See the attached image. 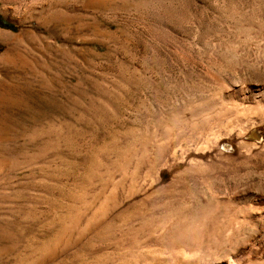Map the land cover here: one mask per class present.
<instances>
[{"label": "rangeland", "instance_id": "1", "mask_svg": "<svg viewBox=\"0 0 264 264\" xmlns=\"http://www.w3.org/2000/svg\"><path fill=\"white\" fill-rule=\"evenodd\" d=\"M0 32V264H225L219 246L248 245L264 0H0ZM227 95L233 112L187 119Z\"/></svg>", "mask_w": 264, "mask_h": 264}, {"label": "bare ground", "instance_id": "2", "mask_svg": "<svg viewBox=\"0 0 264 264\" xmlns=\"http://www.w3.org/2000/svg\"><path fill=\"white\" fill-rule=\"evenodd\" d=\"M5 36H6L5 34L0 32V39H4ZM243 98H245L248 101L253 102L255 104H258V103L264 104V89L262 91H260L259 89H256L254 91H248V93L243 95ZM232 100H233V98H231L230 95H227L224 97L223 96L212 97L210 100H208L206 102L203 101V104L201 103L200 105H198L197 107L192 109L190 116L188 118L187 117L186 118L187 119L194 118V116H197V115H199V116L200 115L201 116L206 115L207 116V115H209V113H212V112L215 114V116L224 115L227 112L229 113L231 111L233 112V110L228 106V104H230V106H231ZM259 116H261L260 117L261 119H264V114L263 115L259 114ZM186 118H185V116L182 115V116L177 117V119H175V120H176V122H180L182 120L186 121ZM225 130H226L225 133L229 134V132L232 129H228L227 127H225ZM235 134H236V131H235ZM237 135H240V136L241 135L242 136L249 135V136H253L255 138H258L256 130H254L253 127L249 128L248 130L242 129L240 127L239 130H237ZM214 136H212L211 138H213ZM219 136H220V134L215 136L214 139H216V141L219 140ZM221 136H222V134H221ZM212 142H215V141H212ZM249 142H251V141H249ZM249 142L244 140V141H242L241 145H243V147L245 148L246 151H250L253 148L256 151L258 150L257 153L261 157V163H260L261 165L260 166H261V168H263L262 170L258 169L259 170L258 173L263 176V174H264V139H262L261 141L260 140L255 141L253 143H249ZM208 143H210V142H208ZM201 146H200V148H201ZM205 148H206V146H205ZM239 148H241V147H239ZM209 149H211V147ZM202 150L205 151L206 149H202ZM246 154H247V152H246ZM244 155H245V153H244ZM254 166H256V165H254ZM236 203L237 204L243 203V205L240 208L245 213L244 217L246 219H249L252 226L255 227L254 236L248 240L249 242H248V245L246 247L245 246L243 247V244H242V246H239L241 244H238V245H234V246L226 249L225 246L221 245L218 247V252H220L219 253L221 255L220 258L225 260V264H250L252 262V260L260 259L262 256V251H264V182L262 183V180H261L259 183H257V185L253 189H250L248 192H243L242 195L240 196V202L236 201ZM181 221L180 222L176 221V222L171 223L172 226L174 224H177L176 227H178V229H179L178 231H180L181 237L177 238L176 241H178V244L182 243L183 245H186L187 247L190 246L189 249L194 250L197 246H199L198 245L199 243L197 241V243H198L197 244L196 241H192V240L199 237L200 226H199V224L196 225L194 222L195 225H193V223H192V224L188 225L189 227H186L187 224L185 225V224H183L184 222L183 221L181 222ZM202 222L204 223L203 220H202ZM212 263H213V260H211L209 258L205 259L203 261H187L184 258H178V257L176 258V256H175V258L170 259V261L167 264H212ZM163 264H166V263H163Z\"/></svg>", "mask_w": 264, "mask_h": 264}, {"label": "trees", "instance_id": "3", "mask_svg": "<svg viewBox=\"0 0 264 264\" xmlns=\"http://www.w3.org/2000/svg\"><path fill=\"white\" fill-rule=\"evenodd\" d=\"M1 26L8 27L9 25L6 22L2 21Z\"/></svg>", "mask_w": 264, "mask_h": 264}]
</instances>
